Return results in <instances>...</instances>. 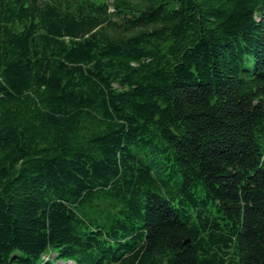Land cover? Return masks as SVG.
<instances>
[{
	"label": "trees",
	"instance_id": "trees-1",
	"mask_svg": "<svg viewBox=\"0 0 264 264\" xmlns=\"http://www.w3.org/2000/svg\"><path fill=\"white\" fill-rule=\"evenodd\" d=\"M264 264V0H0V264Z\"/></svg>",
	"mask_w": 264,
	"mask_h": 264
},
{
	"label": "rangeland",
	"instance_id": "rangeland-1",
	"mask_svg": "<svg viewBox=\"0 0 264 264\" xmlns=\"http://www.w3.org/2000/svg\"><path fill=\"white\" fill-rule=\"evenodd\" d=\"M61 264H74L73 262H62V261H59Z\"/></svg>",
	"mask_w": 264,
	"mask_h": 264
}]
</instances>
